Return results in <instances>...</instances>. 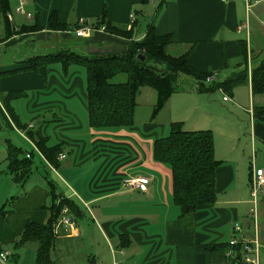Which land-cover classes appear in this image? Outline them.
<instances>
[{"label":"crops","instance_id":"obj_1","mask_svg":"<svg viewBox=\"0 0 264 264\" xmlns=\"http://www.w3.org/2000/svg\"><path fill=\"white\" fill-rule=\"evenodd\" d=\"M6 1L9 10L5 17L0 0V91L25 92L10 101L25 129L22 131L10 119L1 100L0 116L7 127L18 130L26 139L33 156L43 166L45 183H32L29 178L22 188H18L10 176H0V209L12 202L8 211L4 209L5 213H0V253H8L6 262L0 261V264H35L37 242H27L18 249L13 244L27 222L47 221L49 195L46 182L51 178L46 170L56 173L58 169L61 172L54 176L60 185L55 192L72 200L81 213L73 216L76 229L54 226V264H172L171 261L175 264H228L225 249L201 251L198 245L228 243L235 234H238L237 238H249L250 221L245 219L238 223L232 212L234 222H231L230 211L216 203L218 196L214 204L201 206L179 217V209L171 198L170 169L153 158L154 140L162 137L166 127L174 121L182 122L186 130L212 128L215 153L220 131L212 124L220 122L219 110L211 107L210 116L199 115L192 124L184 122V117L171 110V99L183 92L196 91L190 88L173 93L153 119L150 115L149 120L137 122L134 116L133 126L98 129L88 124L83 66L71 64L64 68L61 63L53 62L39 66L36 71L22 68L28 66L27 58L59 49L88 56L121 55L131 48L133 41L141 40L147 27L153 25L158 34L172 35L173 41L165 48L168 53L187 52L188 63L200 71L214 70L216 81L221 70L229 73L228 79L242 69L239 63L242 62L240 46L243 44L247 81L234 85L228 99H221V105L228 107L232 103L244 107L246 104L244 110L251 123V146H255L256 139L264 144V124L252 117L253 105L264 106V93L253 95L250 87L251 67L264 53V0ZM21 3L30 17L15 11ZM104 11L106 20L112 24L131 28V37L112 34L100 27L92 30L89 36L74 34L79 19L94 23ZM52 12H56L64 29L49 27ZM36 23L38 29L22 31L25 30L22 26ZM241 84L247 85V102L244 92L239 93ZM153 99L154 91L151 108ZM223 115L227 113L224 111ZM28 130L35 137H46L47 147L59 145L56 165L44 161L40 150L26 136ZM224 132L221 142L231 131ZM226 149L227 154L218 159L220 165L215 172L217 195L227 192L236 176L232 161L237 154L229 153L234 150L229 143ZM252 165L247 173L249 193ZM36 169L39 170L35 166L32 173ZM142 174L150 178L146 191L122 185L124 177ZM235 222L240 226V233H234ZM226 226L228 239L219 241L225 234L220 228L226 231ZM253 226L254 232L257 231L255 222Z\"/></svg>","mask_w":264,"mask_h":264},{"label":"trees","instance_id":"obj_2","mask_svg":"<svg viewBox=\"0 0 264 264\" xmlns=\"http://www.w3.org/2000/svg\"><path fill=\"white\" fill-rule=\"evenodd\" d=\"M146 2L147 0H143ZM2 12L6 17L9 8L6 0H1ZM94 27L104 26L105 31L123 37H131V28H121L105 18V11L94 23ZM77 23L75 24V27ZM49 27L54 30L64 29L57 20L56 12L49 16ZM38 29L33 26H22V30ZM173 41L171 34H158L153 25L147 27L145 36L139 41H133L131 48L121 55L107 54L103 56H88L70 49H59L53 53L29 57L26 59L28 71H36L41 65L59 62L64 68L77 64L85 68L86 73V104L88 124L98 129L130 127L134 125L137 106V96L142 88L148 87L155 93L151 118L153 119L165 107L173 93L187 89L211 92L222 89L231 93L234 85L247 81L248 67L244 45L240 52L242 65L240 71L232 74L228 79L209 82L207 78L214 74V70L200 71L187 61V52L172 55L165 48ZM146 56L144 61L138 60L136 55ZM151 60L148 64L146 61ZM226 61V60H225ZM124 77L117 78V76ZM182 76L193 79L194 87L184 85L179 87L178 80ZM250 87L253 95L264 93V53L258 63L251 67ZM21 90L0 91V100L10 119L19 129H25L10 105V101L24 95ZM252 117L264 124V106L253 105ZM170 133L158 137L153 143V158L157 162L167 165L171 172L172 201L179 209V217L196 211L204 205L214 204L217 200L214 179L220 161L214 154V136L210 129L186 130L182 122L170 123ZM26 136L30 138L40 150L50 165H56V156L60 153L59 145L47 147L46 137H35L28 130ZM7 169L5 173L22 188L29 179L33 167V150L28 151L17 146L10 139L5 140ZM29 154V157H26ZM49 202L46 207L49 216L44 223L27 222L13 246L20 248L23 244L35 241L38 243L35 253V264H54L52 257L54 243V224L63 208L73 217L80 215L78 206L72 200L55 192L53 182L47 179ZM12 199V198H10ZM5 204L0 213H5ZM228 243L199 244V250L212 251L225 249ZM17 255V254H16Z\"/></svg>","mask_w":264,"mask_h":264},{"label":"rangeland","instance_id":"obj_3","mask_svg":"<svg viewBox=\"0 0 264 264\" xmlns=\"http://www.w3.org/2000/svg\"><path fill=\"white\" fill-rule=\"evenodd\" d=\"M234 61V60H233ZM148 64H151L152 61L149 59L146 61ZM225 70L219 71V75L217 76V82L224 81L227 76L229 75L225 73ZM117 78L124 77L117 76ZM195 83L192 78L187 76H182L178 80L179 87H183L184 85H191ZM239 93L242 95L244 92L245 95V101L248 96V90L246 84H241L238 87ZM152 89L148 87H144L141 94L137 96V108L135 112V119L137 122H144L146 120H149V117L152 112L151 103H152ZM225 93V92H224ZM226 95H229L230 93H225ZM222 96L223 93L216 89L215 91L204 92V91H191L186 93H180L171 99V110H173L174 113H177L178 116L184 117L186 119L184 122H187L189 124H192L196 117L199 115L204 116H210L208 112L211 107H215L217 112H219V119L220 122H217L215 124H212L214 129L217 131H220V133L217 134L218 142L215 156L217 159L220 157L226 156V147L229 143L230 145L234 146V150L230 151L232 155L237 154L235 157V160L232 161L233 168L235 170V178L232 182V185L228 188L227 192H221L218 194V203L220 206L225 207L227 210L231 213L230 221L234 222L233 220V214L234 218L236 219V222H243L248 220L251 223V236L254 233V222L257 224V234L259 235V240L262 245L260 248V264H264V198L262 197V192L258 194L257 198V214L255 217H253L252 213L250 212L251 207L253 206L252 203V197L249 193V187H248V168L251 164H254V166H261L264 169V144H262L261 141L256 139L255 146H251V139H250V131H251V123L249 119L248 113L244 110V107L246 104H243V106L232 103L228 104V107H223L221 105L222 102ZM247 102V101H246ZM150 103V104H149ZM237 105V106H236ZM247 110V109H246ZM195 111V112H194ZM224 111L227 113L226 116L223 115ZM245 111V112H244ZM3 119V120H2ZM0 116V176H9L5 173L7 169V162L5 161L6 153H5V139H10L11 142L16 144L17 146L22 147L24 150H30V145L26 141V139L19 134L20 132L16 129L13 131L9 127H7L4 124V118ZM162 119H164L162 117ZM36 122V120H33ZM164 122V120L162 121ZM214 123V122H211ZM207 124V122L205 123ZM170 124L168 127H166V130L164 134L161 136H167L170 133ZM209 127V126H207ZM211 128V127H210ZM230 130L229 136L224 140L223 142V136L225 135V130ZM211 130L214 132V130L211 128ZM159 131L162 132V129L159 128ZM212 132V133H213ZM223 132V133H222ZM214 136V134H213ZM35 166L38 167L39 170H35L30 175V181L32 183L37 182L39 184L40 181L45 183L44 176L45 172L43 170V166L39 159L36 156H33V167L35 169ZM47 171L48 178H51L52 182L55 184V189L57 190L59 188L60 182L55 177L57 172H61L60 169L57 170L56 173H53L50 170ZM55 175V176H54ZM19 188V187H18ZM49 201V197H48ZM12 202H8L5 207V209L8 211L10 205ZM235 208V209H234ZM235 211H234V210ZM214 214V211L212 212ZM224 228H220L221 231H224L225 234H223L222 237H220L219 241H226L228 239V226ZM197 231H200V228L197 227ZM238 236V234H235ZM206 244V243H205ZM227 247L225 248V250ZM172 264H175L174 261H171Z\"/></svg>","mask_w":264,"mask_h":264},{"label":"built area","instance_id":"obj_4","mask_svg":"<svg viewBox=\"0 0 264 264\" xmlns=\"http://www.w3.org/2000/svg\"><path fill=\"white\" fill-rule=\"evenodd\" d=\"M152 2L153 0H148ZM16 12L24 13L27 17H30V13L25 12L22 3L15 8ZM8 16H11L10 14ZM133 18V15H132ZM90 22L85 19H79L77 21V26L74 28V34L76 36H89L92 30H95ZM98 28V27H97ZM129 28V26H128ZM100 29L104 30V26H100ZM207 80H214V76L211 75L207 78ZM223 92L222 89H219ZM224 101L228 99V96L223 93ZM26 157H29V154H26ZM63 157V155L61 156ZM122 185L128 189H138L140 191H146L147 186L150 182V178L148 176L137 175V176H126L122 180ZM264 189V170L262 168H258L252 165V174L250 179V195L252 197L253 206L250 209L253 217L257 214L256 204L258 194L261 193ZM234 233H240V226L236 222L233 223ZM54 226H64L68 227L69 230L76 229V221L74 218L68 213L67 208H63L59 218L57 219ZM262 247L259 237L257 235V231L254 232L252 237H240L237 236L231 237L228 242L227 249L225 250V257L228 264H260V248ZM8 253L1 252L0 253V261L6 262ZM116 264V263H113Z\"/></svg>","mask_w":264,"mask_h":264},{"label":"water","instance_id":"obj_5","mask_svg":"<svg viewBox=\"0 0 264 264\" xmlns=\"http://www.w3.org/2000/svg\"><path fill=\"white\" fill-rule=\"evenodd\" d=\"M136 58H138V60L140 61H144L146 59V56L142 53H138V55H136Z\"/></svg>","mask_w":264,"mask_h":264}]
</instances>
